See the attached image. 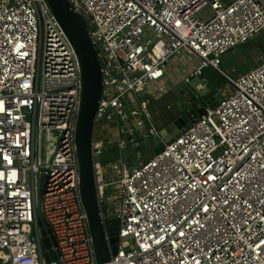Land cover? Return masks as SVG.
Wrapping results in <instances>:
<instances>
[{
    "label": "built area",
    "instance_id": "2783aa9c",
    "mask_svg": "<svg viewBox=\"0 0 264 264\" xmlns=\"http://www.w3.org/2000/svg\"><path fill=\"white\" fill-rule=\"evenodd\" d=\"M67 1L101 65L94 133L103 122L119 136L105 168L92 140L101 218L118 228L109 264H264V59L235 79L221 69L264 32V0ZM204 68L222 79L220 99L133 163L136 136L159 137L151 105ZM81 87L46 0H0V264H96L75 145Z\"/></svg>",
    "mask_w": 264,
    "mask_h": 264
},
{
    "label": "water",
    "instance_id": "95a60500",
    "mask_svg": "<svg viewBox=\"0 0 264 264\" xmlns=\"http://www.w3.org/2000/svg\"><path fill=\"white\" fill-rule=\"evenodd\" d=\"M46 2L75 50L80 65L82 87L75 133L79 164V191L89 225L96 264H109L111 256H114L117 251L118 228L110 229L109 227L114 218L105 217L104 220L101 218L92 158L95 115L103 91L101 65L89 40L85 19L73 10L67 0H46ZM244 47H253V42ZM221 83L222 79L215 75L210 68H204L201 74L193 79L188 86L196 93L197 98L201 99V104L204 107L212 108L214 104H210V99L214 97L216 91L210 93V87L217 88ZM199 86H202L203 90H200ZM179 110L181 114L176 116L177 118L173 121L178 134L182 128L199 117L194 108L186 111L184 107H181ZM150 143L153 147L151 154L153 156L163 151V144L170 142L163 140L159 134L158 138L145 142V145ZM138 156H140L139 153ZM95 161L100 160L96 159ZM127 167L129 171L134 168L131 157L127 158ZM45 233V231L42 232L43 235ZM47 233L50 232L47 231ZM42 242L45 249L52 245L47 238H44ZM51 259H55V256H52ZM49 261L50 258H47V262Z\"/></svg>",
    "mask_w": 264,
    "mask_h": 264
},
{
    "label": "rangeland",
    "instance_id": "374dc122",
    "mask_svg": "<svg viewBox=\"0 0 264 264\" xmlns=\"http://www.w3.org/2000/svg\"><path fill=\"white\" fill-rule=\"evenodd\" d=\"M256 39L259 40L258 47L264 53V32L262 34L258 35L256 37ZM253 50L250 48H246L244 46L236 47V48L232 49L231 51H229L228 53L225 54V56L222 60L221 69L224 72H226L232 79H235L240 73H244V72L248 71L256 62L264 59V57L262 58L261 54H259L256 51H253ZM221 86H224V84L222 83ZM181 89H182V91H181ZM181 89L179 90V92L181 91L180 99H182V97H183L182 92L184 91L185 95H187L186 99L183 98L184 101L186 100V103L184 104V106L186 108H190L191 97H193V98L195 97L196 100L198 99L196 96V93L192 90V88H190L189 86H186V85L181 87ZM214 96H215V98H213V99L211 98L210 100L213 101L215 99L217 102L220 99V95L217 94V96H216V94H215ZM199 100H201V99L199 98ZM199 103L201 105V102H199ZM200 105H199V108H200ZM156 109L158 110V112L160 114V116H157V118L154 116L153 110L152 109L150 110V112L153 115V123H154L156 129L158 130L159 134L163 138V140H165L166 142H171L176 137V135L178 134V132H177L175 126L173 125L172 121L174 120V118L176 116L181 114V112L177 108V106H176V108H174L172 110H167L166 104L164 102L157 103ZM203 112H204V109H202V113ZM104 126L114 127L113 125H106L103 122L96 124L95 133H94L95 138L98 139L99 138L98 136H102L101 132L104 131ZM97 132H98V134H97ZM96 134H97V136H96ZM102 137H104V136H102ZM102 137H100V140L104 143V145L106 147V151H105V155H104L105 160L102 163H100L99 166H103V168H105L109 162H115L116 159L119 157V155H118V152L116 151V149L114 147L108 145V142H106L107 140L103 139ZM114 138H115V140H117L118 139L117 135H115ZM138 140L141 141L140 138H138ZM130 150H131L130 147L127 148L124 151V154L126 156L131 154L133 156L134 163L138 162L139 159H141L142 161H144L145 159H148L151 156V154L153 153V147H152L151 143L149 145H145L144 141L141 143L140 157L136 156V153L132 152Z\"/></svg>",
    "mask_w": 264,
    "mask_h": 264
},
{
    "label": "crops",
    "instance_id": "0c3cea01",
    "mask_svg": "<svg viewBox=\"0 0 264 264\" xmlns=\"http://www.w3.org/2000/svg\"><path fill=\"white\" fill-rule=\"evenodd\" d=\"M225 3H230V2H232V1H234V0H223ZM206 13V12H205ZM251 42H253V47H249L250 49H254L253 51H256V52H258L259 54H261L262 56H264V53L260 50V48H258L257 46L259 45V40H257L256 38L254 39V40H252ZM257 47V48H256ZM247 48V47H246ZM256 48V49H255ZM259 49V50H258ZM262 52V53H261ZM240 74H242V73H240ZM239 74V75H240ZM238 75V76H239ZM184 85H180V86H177V87H175L172 91H170L166 96H164L163 98H161L158 102H156L155 104H153V105H151V107H150V110L152 109L153 110V114H154V116L157 118V116H160V114H159V112H158V110L156 109V104L157 103H159V102H164L165 104H166V109L167 110H172V109H174V108H176V106H178L177 105V102H182L181 101V99H180V96H181V91H182V89H181V87H183ZM188 86V85H187ZM181 89V91L179 92V90ZM179 92V93H178ZM183 93V97H182V99L184 98V99H186V96L187 95H185V93H184V91L182 92ZM191 97V96H190ZM170 98V99H169ZM183 99V100H184ZM185 103H186V100H185ZM182 104V103H181ZM191 107H192V104H191V106H190V108H186V110L187 109H191ZM178 108V107H177ZM180 108H181V106H180ZM179 108V109H180ZM177 117H175L174 119H176ZM174 121V120H173ZM172 121V122H173ZM107 125V124H106ZM97 134H98V132H97ZM97 134H96V136H97ZM101 135L102 136H104V137H102V136H98L99 138V141H101L100 140V137H102L103 139H105V140H107L106 142H111V141H114L115 140V135H117V137H119L118 136V131H117V128H116V126H114V127H110V126H104V131H102L101 132ZM138 138H139V136L137 135L136 136V139H137V141L141 144L142 143V141H139L138 140ZM144 144H145V142H144ZM112 147H114V145H111ZM140 147H141V145H140ZM130 151H132V152H135L136 153V156H138V152H140V149H132L131 147H130ZM128 156H131V154L130 155H128ZM133 163H134V161H133Z\"/></svg>",
    "mask_w": 264,
    "mask_h": 264
},
{
    "label": "trees",
    "instance_id": "16d2710c",
    "mask_svg": "<svg viewBox=\"0 0 264 264\" xmlns=\"http://www.w3.org/2000/svg\"><path fill=\"white\" fill-rule=\"evenodd\" d=\"M170 99V98H169ZM181 103L180 102H177V107H178V109L180 108V106L181 107H184L185 109H186V107L184 106V104H185V101L183 100V99H181ZM190 101H191V104H192V107L191 108H197V107H199V105H200V103L199 102H201V100H199V98L196 100V98L194 97H191V99H190ZM202 106L200 105V108H201ZM202 111V110H201ZM104 160H105V158H104Z\"/></svg>",
    "mask_w": 264,
    "mask_h": 264
},
{
    "label": "flooded vegetation",
    "instance_id": "af4514ba",
    "mask_svg": "<svg viewBox=\"0 0 264 264\" xmlns=\"http://www.w3.org/2000/svg\"><path fill=\"white\" fill-rule=\"evenodd\" d=\"M257 47H258V46H257ZM258 48H259V47H258ZM258 50H259V49H258ZM218 87H219V86H218ZM218 87H217V88H218ZM211 88H212V87H210V93L213 92V91H216V93H217V88H212V89H211ZM216 93H215V94H216ZM216 96H217V95H216ZM213 98H215V96H214ZM213 98H212V99H213ZM215 103H216V100H215V99H214L213 101L210 100V104H215ZM201 106H202L201 108H199V107H198V108H195V113H197L198 116L202 113L201 110L204 109V108H203L204 105L201 104ZM187 110H189V109H187ZM187 110H186V111H187Z\"/></svg>",
    "mask_w": 264,
    "mask_h": 264
},
{
    "label": "snow or ice",
    "instance_id": "6c2138e0",
    "mask_svg": "<svg viewBox=\"0 0 264 264\" xmlns=\"http://www.w3.org/2000/svg\"><path fill=\"white\" fill-rule=\"evenodd\" d=\"M6 159H7V157H6Z\"/></svg>",
    "mask_w": 264,
    "mask_h": 264
}]
</instances>
